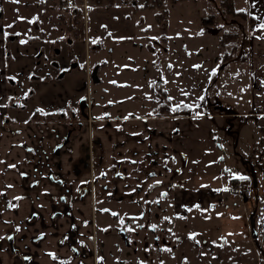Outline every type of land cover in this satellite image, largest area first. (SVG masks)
Returning <instances> with one entry per match:
<instances>
[{
	"label": "rangeland",
	"instance_id": "obj_1",
	"mask_svg": "<svg viewBox=\"0 0 264 264\" xmlns=\"http://www.w3.org/2000/svg\"><path fill=\"white\" fill-rule=\"evenodd\" d=\"M22 1L26 2L25 5L20 4L21 0L18 3L13 0L8 2L11 8H8L7 17L0 19V31L3 23L8 26L16 19L14 21L17 25L13 31L19 30L23 35H32L33 49L39 44L34 42L38 41L36 26L46 25L47 43L57 35L53 29L58 26V14L66 13L64 4L78 7L82 11L83 16L79 20L83 18L85 35L81 46L85 50L90 46V56L82 73L79 72L74 78L76 81L73 91L74 96L82 92L91 95L93 118L108 113L117 116L137 115L136 119L129 121L139 120L138 118L144 120V115L155 113L156 102L165 100L162 94H156L152 84L155 87L159 84L162 88L166 87L174 103L199 105L182 112L189 117L170 112L177 130L175 147L188 155L183 173L178 176L182 177V183L178 185L192 188L205 185L200 189L190 190L189 200L191 204L195 202L194 204L199 205V208H206L200 214L201 219H206V222L197 220L198 214H192L193 219L189 220L176 203V207L179 206L175 213L176 225L182 226L185 235L187 232L196 234L195 239L191 240L198 243L195 245L197 251L192 249V242L187 250L185 247L182 252L181 248L180 252L176 249L175 264H264V181L260 176L264 170V147L258 141L259 131L250 129L254 116L246 113L243 117L216 115L211 118L212 128H200L195 126L200 121L193 115L200 109H220L224 112L240 109L239 111L248 112L254 108L250 98L252 88L247 60L250 34L248 19L228 13L220 0H179L174 4L171 0H163V7L158 6L155 1L153 8L143 6L147 0ZM235 2L238 8L246 10L245 0ZM53 4L54 7H51ZM14 7H22L20 15L13 12ZM165 7L169 9L168 26L156 19L157 12H163ZM210 14L214 16V22L206 25L203 16ZM33 18H37L36 22L30 23ZM204 28L206 31H202ZM227 30L237 31L238 37L222 44L219 36ZM94 40L97 43H93ZM79 59L85 60L84 49ZM88 65H92V68L99 66V81L92 80ZM30 70L33 80L35 69L32 65ZM159 70L161 74L158 76ZM43 80L44 77L40 87L35 85L34 80L28 86L29 91L33 88L37 94L41 91L43 98L37 104L46 102L44 98L47 88H52L51 79ZM84 81L86 85L89 82L87 89L80 88L79 83ZM201 95L204 97L202 103L199 99ZM242 120L245 123H241ZM227 124L232 125L231 129H227ZM242 124L248 126V129L244 127L245 134L239 132ZM204 132L206 142L202 139ZM201 145L207 146L208 150L204 159L200 156L199 162L198 155L203 153ZM181 161L182 158L179 157L177 164ZM204 171L206 180L193 179V176L201 172L196 177L200 178ZM219 172H227L228 176L235 174L249 177L242 181H249L254 193L241 196L232 192V180L236 178L231 176L217 181L220 189H216L213 184L214 176ZM178 202L187 204L184 200L179 201V198ZM35 212L39 214L32 218ZM51 216L53 213L45 206L28 214L27 211L20 213L15 229H19L20 233H29L21 240L24 247L20 256L22 259L30 251L39 252L40 248L32 245V238L42 233L41 226L49 224ZM97 217L102 215L97 214ZM6 221L7 217L4 216L3 222ZM117 223L120 224V221ZM194 226H200L202 230ZM33 228L39 229L33 231ZM156 234L169 238L171 243L177 242L179 246L178 234H168L167 230H158L154 232ZM143 235L145 234H140L139 237ZM44 240L47 243L50 235L46 234ZM159 245L162 249H169L162 239ZM107 247L108 245L104 248L105 253ZM132 247L137 248V252L129 248L136 264L139 259L137 256L142 253L141 242H133ZM109 258L110 264H114L116 257L109 256L107 259ZM122 258L123 255L121 260ZM104 264L107 263L104 261Z\"/></svg>",
	"mask_w": 264,
	"mask_h": 264
},
{
	"label": "crops",
	"instance_id": "obj_2",
	"mask_svg": "<svg viewBox=\"0 0 264 264\" xmlns=\"http://www.w3.org/2000/svg\"><path fill=\"white\" fill-rule=\"evenodd\" d=\"M245 5L250 25L247 60L252 88L250 98L254 108L248 112L239 111L240 109H229L228 112L200 109L193 115L200 121L195 126L200 128H212L211 118L216 115L243 117L246 113L254 116L250 129L259 131L258 141L264 147V39L260 38L264 37V30L258 27L260 21L264 20V0H245ZM0 35L3 37L1 31ZM65 80L61 82L64 83ZM69 80H73V77ZM35 81L36 86L42 85V78ZM47 89L44 101L48 105L32 103L26 109L10 108L5 124L4 116L0 114V193L4 194L0 196V237H4L0 239V264H97L98 241L91 237L96 207L108 206L114 201H128L138 207L140 201L157 198L167 191V195L163 196L166 203L175 198L174 205L165 204L172 213L179 209L176 203L181 206L178 198L192 207L189 191L205 185L192 188L173 184L176 161L174 138L177 130L171 114L152 112L144 115V120L138 118L139 120L133 121L129 120L136 119L137 115L117 116L107 113L95 116L92 128L85 127L74 133L57 154L53 152V148L60 135H51L50 129L56 127L59 133H63L65 126L58 124L56 120L31 119V113L35 108H60L70 96H74L75 91L67 90L64 86ZM3 91L6 89L3 88ZM40 93L38 91L37 99ZM172 103L175 104L173 101ZM0 106L6 108L7 97L1 98ZM98 117L102 118L97 119ZM241 123L245 121L242 120ZM226 126L227 129L232 127L228 124ZM244 127L248 129L243 124L239 127L241 134L246 132ZM202 139L206 142L205 132ZM205 154L206 150L199 153V162L200 156L204 159ZM200 173L193 176V179L206 180V171L200 178H196ZM260 176L264 181V170ZM215 178L217 175L214 180ZM157 180L162 183L157 185ZM9 185L12 187H8ZM62 195L66 199H61ZM18 196L22 199L16 200L15 197ZM9 202L16 207L9 208ZM40 206H45L53 216L50 217L49 224L41 226L42 233L32 238V245L40 250L30 251L27 255L30 259L25 263L24 255L23 259L20 257L24 250L21 240L29 233L17 231L15 222L21 212L27 211L28 214L37 211ZM190 209L186 211V217L191 220L192 214H198L199 218L201 211ZM38 214L33 213L32 218H36ZM4 216L7 217L6 222H3ZM36 229L39 228H33V231ZM46 234L50 235L47 243L43 241ZM8 237H12L14 249ZM190 245L191 242L184 239L181 249H187ZM49 253H54L56 259Z\"/></svg>",
	"mask_w": 264,
	"mask_h": 264
},
{
	"label": "flooded vegetation",
	"instance_id": "obj_3",
	"mask_svg": "<svg viewBox=\"0 0 264 264\" xmlns=\"http://www.w3.org/2000/svg\"><path fill=\"white\" fill-rule=\"evenodd\" d=\"M57 1L58 0H54V2ZM59 1L67 2L66 0ZM8 2H10V0H0V19H3L4 16L5 18L7 17V11L10 7ZM25 3L26 2L22 0L20 2L21 5H25ZM64 5L66 13L64 15L63 13L58 14V26L56 29H53L54 34L57 35L54 36L53 39H50L48 43L46 42V34H48L46 25L42 26L40 24L38 28L37 26L35 27L38 32V41L34 40V42L39 44L34 49L31 46L33 41L31 37L32 35H23L19 30L13 31L17 25L16 21H13L11 24H9L11 27L3 23L1 29L3 37H1L2 40L0 41V100L4 96L7 97V106L6 108H2L0 106V114L4 116V124L6 123L5 121H8L6 120V117L7 111L10 108L16 107L19 110L26 109V106L32 103L36 105H48L46 102L37 104V102L43 98L42 93H40L37 99L38 94L36 93V90L34 88L33 90H28V86L33 84V80L35 81L44 77L45 80H43V82L46 81V79H51L52 87L59 89L60 86H64L67 90H70L74 87V82L76 81L74 78L79 75V72L82 73V70L84 69L83 67L89 63L90 46L89 48L87 47L86 50L85 47L81 46L84 39L83 36L85 35V26L82 21L83 18L81 17V20H79V17L83 16L82 11L79 10L78 7L68 6L69 4ZM51 7H54V4ZM12 10L13 12H17V14L20 15L22 12V7H14ZM5 33H7V36ZM21 40L26 41V43L21 44ZM82 49H84L85 60L80 61L79 58L82 54ZM31 65L32 68L35 69V73H33V80H31L30 76ZM88 67H90L91 78L93 80L92 71L94 67L92 68V65H88ZM71 75L73 80L70 81L69 79L72 78ZM157 75L159 76V74ZM10 77H15V80L10 79ZM63 80H65L64 83L61 82ZM87 83V85L85 81L79 83L80 88L87 89L89 82ZM159 83L163 84L162 81H159ZM3 88L6 89V91H3ZM163 88L166 87L163 86ZM2 93L4 95H2ZM171 104L176 105L180 103L173 104L171 99ZM91 107V95L82 92L80 95L70 96L66 104L60 108L49 110L42 109L43 111H37V109L41 108H35L31 113V119L45 121L56 120L58 124L60 123V125L65 126L66 130L63 133H59L56 127H52L50 129L51 135H60L59 141L55 143L57 146L65 138H68V143L70 137L81 129L85 127L92 128L94 118L92 117ZM85 113L86 115H84ZM179 115L185 116L186 114L181 113ZM186 117H189V115H186ZM207 148L208 147L206 146V148H203V150H208ZM179 157L182 158V161L177 164ZM174 159L176 161L174 168L175 172L173 173V184L178 185L179 183H182V177L178 176L183 173V169L186 164L187 153L177 150L175 147ZM220 174L221 172L217 174V178H215V182L213 183L216 189H220L217 185V181L224 180L225 178L228 179L230 177V175L228 176L227 172L222 173V176H220ZM231 177H234V174H232ZM247 182L250 183L249 181ZM85 188L87 189L86 186ZM231 190L232 192L237 193L232 189V187ZM163 193H167V191H164ZM81 194L84 193L82 192ZM61 199H66V196L62 195ZM151 199L152 198H148V200L140 201L138 207H134V205L128 201H114L108 206L96 207L97 211L94 220V232L91 237L96 238L98 241L96 251L98 253L97 264H104V261L105 263L110 264V258L107 259L109 256L116 257L114 264H135V259L132 257V255H130V249L137 252V248L132 247V243H136L137 241L141 242L142 253L140 256H137L139 259L136 264H140L141 261H143L144 264H175L176 249L180 252L179 247L181 248V242L184 239H188L190 242H192V249L197 251V247H195V245L198 242L196 240L193 242L189 238V232H187L185 235V232L183 231L184 229L180 224L176 225L175 213H177V210L176 212L172 213V211L163 203L164 199L162 195L152 200ZM174 200L175 198H173L170 202L173 203ZM194 203L192 204V207L187 204H181L180 207L184 213H186V211L190 208H195L197 211L200 210L201 212L199 214L205 212V206L202 208H197L195 207L196 204ZM135 208L136 210H134ZM104 209L109 211H103ZM112 213H117L118 216H114ZM97 214L102 215V217H97ZM165 217H168L169 219L165 220ZM201 217L202 216L199 215L198 220H203L206 222V219H201ZM121 218L124 220L123 225H121V223H117V221H120ZM104 219L106 220L103 221ZM251 219L252 218H249V220ZM151 225H156L157 227L152 229L150 227ZM129 227L134 229V231H127L126 229ZM195 228L202 230L200 229V226ZM104 229H107V231H104ZM169 229L171 231H169ZM158 230H167L168 234L171 235L172 232L174 234H178L177 241H179V246L177 242L171 243L170 239L167 237H162L158 234L154 235V232ZM140 234L145 235L140 238ZM161 239L163 243L166 244L169 249H171V251H165L160 248L159 244ZM10 244L14 249L15 247L13 246L12 239H10ZM107 245V253H105L104 248ZM182 251L183 249H181V252ZM121 255H123L122 260ZM25 257L27 256L24 255V262L26 261ZM100 258L103 259L101 260Z\"/></svg>",
	"mask_w": 264,
	"mask_h": 264
},
{
	"label": "trees",
	"instance_id": "obj_4",
	"mask_svg": "<svg viewBox=\"0 0 264 264\" xmlns=\"http://www.w3.org/2000/svg\"><path fill=\"white\" fill-rule=\"evenodd\" d=\"M156 1V4L160 7H163V0H147L143 6L147 5L150 8L155 7L154 5ZM177 1L179 0H171V2L177 3ZM221 5L225 8V10L230 13L233 14L235 16H239L243 19H248V13L245 10L244 12H239L237 11L238 9H245V8H238L236 6V2L235 0H220ZM169 9H167V7H165L163 12H157L156 14V19L160 22L163 23L164 26H168L169 24V18H168V13ZM203 21L204 23L207 24H211L214 22V16L213 15H204L203 16ZM202 31H206V29L204 28ZM238 37V32L237 31H224L221 36H219L220 42L222 44L230 41L231 39H236ZM159 75L161 74L160 72L158 73ZM152 87L154 89V91H156V94H162L165 98L164 101H160V102H156V105L154 106V112L156 114H169L172 111V107H171V100L169 99V94L166 88H162L161 84L157 85L155 87V85L152 84ZM204 100V99H203ZM203 100H201L203 102ZM187 104V103H185ZM177 105V104H176ZM189 105H193V104H189ZM175 105H173L174 107ZM156 109V110H155ZM186 109H191V108H185V107H181L179 108L177 111H175L176 113L173 114H181L183 111H185ZM165 112V113H164ZM172 114V113H170Z\"/></svg>",
	"mask_w": 264,
	"mask_h": 264
},
{
	"label": "snow or ice",
	"instance_id": "obj_5",
	"mask_svg": "<svg viewBox=\"0 0 264 264\" xmlns=\"http://www.w3.org/2000/svg\"><path fill=\"white\" fill-rule=\"evenodd\" d=\"M13 2H14V3H18L19 0H13ZM237 11H239V12H244L245 9H238ZM20 19H24V18H23V17H20ZM36 19H37V18H33V20H31V21H29V22H30V23H35V22H36ZM9 27H11V25H9ZM258 27H259V29L264 30V20H261V21H260ZM5 35L7 36V33H5ZM17 35H19V34H17ZM110 35H111V34H110ZM260 38L264 39V37H260ZM153 39H155V38H153ZM20 43H21V44H24V43H26V41L21 40ZM93 43H97V41L94 40ZM81 67H82V66H81ZM170 67H171V66H170ZM213 74H215V70H213ZM10 79L15 80V77H10ZM113 83H115V82L113 81ZM165 83H167V81H165ZM184 94L187 95V93H184ZM25 95H27V94H25ZM169 99L171 100L172 97H169ZM199 99H200V100H203L204 97L201 96ZM181 107H185V108H193V107H199V105H198V104H196V105H189V104H183V103H180V104L175 105V106L172 108V111L175 112V111H177V110H178L179 108H181ZM37 111H43V110H42V109H37ZM105 115H107V114H105ZM197 115H199V113H197ZM101 118H102V117H98L97 119H101ZM126 119H127V118H126ZM220 147H223V145H220ZM9 167H13V168H14L15 165H9ZM22 175H25V174L22 173ZM153 175H154V174H153ZM234 178H236V179H240V180H248V179H249V177H247V176H243V175L236 176L235 174H234ZM161 183H162V181H159V180L156 181V184H157V185H159V184H161ZM8 187H12V186L9 185ZM149 187H152V186L150 185ZM224 190H227V189H224ZM2 195H4V194H3V193H0V196H2ZM161 195H162V196H166L167 193H162ZM15 199H16V200H20V199H22V197H19V196H18V197H15ZM157 203H158V201H157ZM8 207H9V208H15L16 205H15V204H12L11 202H9ZM195 207L198 208L199 205H196ZM190 210H191V209H189V211H190ZM103 211H109V210L104 209ZM112 215H114V216H118L117 213H112ZM164 219H165V220H168L169 218H168V217H165ZM120 223H121V225L124 224V220H123V218L120 219ZM150 227H151L152 229H155L157 226H156V225H151ZM122 230H124V229H122ZM126 230H127V231H134V229H132V228H130V227L127 228ZM17 231H19V229H17ZM104 231H107V229H104ZM169 231H171V230L169 229ZM41 235H43V234H41ZM195 235H196V234H190V237H189V238H190V239H195ZM0 239H4V237H0ZM8 239H12V237H8ZM157 239H158V238H157ZM163 250H165V251H171V249H167V248H165V249H163ZM73 251H75V249H73ZM49 255H50L53 259H56V256H55L54 253H49ZM25 259L27 260V259H30V258H29V257H25ZM100 259L102 260L103 258H100ZM140 264H144V262L141 261Z\"/></svg>",
	"mask_w": 264,
	"mask_h": 264
},
{
	"label": "built area",
	"instance_id": "obj_6",
	"mask_svg": "<svg viewBox=\"0 0 264 264\" xmlns=\"http://www.w3.org/2000/svg\"><path fill=\"white\" fill-rule=\"evenodd\" d=\"M232 189L240 195H248L254 193L253 187L246 181L234 179L232 182Z\"/></svg>",
	"mask_w": 264,
	"mask_h": 264
},
{
	"label": "water",
	"instance_id": "obj_7",
	"mask_svg": "<svg viewBox=\"0 0 264 264\" xmlns=\"http://www.w3.org/2000/svg\"><path fill=\"white\" fill-rule=\"evenodd\" d=\"M97 70H98V65H96L93 69V73H92V77H93V80L94 81H99V77H98V74H97ZM86 115V113L84 114ZM68 141V138H65L60 144H58L57 146L55 145L54 148H53V152L54 153H59L60 152V148L66 144ZM56 148V149H55ZM254 235H256V232H254Z\"/></svg>",
	"mask_w": 264,
	"mask_h": 264
}]
</instances>
